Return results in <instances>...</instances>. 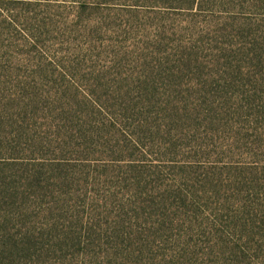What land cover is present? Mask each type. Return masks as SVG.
<instances>
[{
    "label": "rangeland",
    "instance_id": "rangeland-1",
    "mask_svg": "<svg viewBox=\"0 0 264 264\" xmlns=\"http://www.w3.org/2000/svg\"><path fill=\"white\" fill-rule=\"evenodd\" d=\"M196 2L0 0V264H264V0Z\"/></svg>",
    "mask_w": 264,
    "mask_h": 264
},
{
    "label": "trees",
    "instance_id": "trees-1",
    "mask_svg": "<svg viewBox=\"0 0 264 264\" xmlns=\"http://www.w3.org/2000/svg\"><path fill=\"white\" fill-rule=\"evenodd\" d=\"M197 0H189V7L194 6L197 2ZM81 101L83 100L87 104V108L92 111L94 115H100L102 112H106L110 116L111 125L113 123V127L116 128V126L121 128V131H124V133L128 135L129 130L132 127L131 119L128 114V110L126 109H115L114 105L109 104V100H101V98L95 94H91L88 92H84L80 94ZM103 98L105 96H102ZM105 99V98H104ZM108 105L105 106V105ZM76 110H71V113H75ZM110 112V113H109ZM113 112V113H112ZM116 116H113V115ZM176 116L178 118H181L180 114L176 113ZM147 123V121H146ZM104 125V123H102ZM144 122L140 121L139 126H144ZM74 128L82 129L85 126L76 124L73 126ZM117 131L120 133V130L117 129ZM87 133H90L87 131ZM132 140L136 143L137 146L142 149H144L143 146L145 144H141L140 140L138 138H135V140L132 138ZM63 152V151H62ZM2 165V163H0ZM56 166V165H54ZM27 172H29L28 176L31 178L34 182L41 184L44 180V177L46 175L43 171H37L32 172V170L27 168ZM16 186V185H15ZM50 188V186H49ZM31 189V188H30ZM42 189V187H41ZM52 193V192H51ZM36 192L30 191V190H22L20 191V187H14V180L11 178L10 175H6L2 168L0 167V222H9L13 223L15 227L18 228L17 235L19 234L20 241L16 239V236L8 235V238L11 240V242H7L5 240L2 241L1 245H6L9 247L10 252L12 254H17L21 250V246L27 247L26 249H30L31 241L28 238L26 241L24 240L27 237H35L34 235H30L33 233L32 228L30 226H27L24 222H21L19 224L20 219L23 217H28V214L30 213V210H32V204L36 202ZM22 199L25 200V203L22 201ZM55 209V207H51L50 209ZM10 209V210H9ZM33 211L36 212V216H39L41 213L45 212L46 209L44 205H39L33 208ZM64 210L61 208V219H64L65 221L68 220L69 216H64ZM32 224V222H31ZM55 227H51L49 230L53 231ZM37 231V229H35ZM38 234V232H37ZM43 235V234H42Z\"/></svg>",
    "mask_w": 264,
    "mask_h": 264
}]
</instances>
